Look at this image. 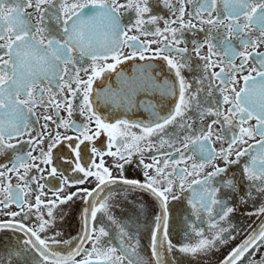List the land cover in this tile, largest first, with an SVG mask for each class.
I'll use <instances>...</instances> for the list:
<instances>
[{
  "label": "snow or ice",
  "instance_id": "6c2138e0",
  "mask_svg": "<svg viewBox=\"0 0 264 264\" xmlns=\"http://www.w3.org/2000/svg\"><path fill=\"white\" fill-rule=\"evenodd\" d=\"M27 8L33 11L26 14ZM122 10L132 14L126 21ZM185 30L203 32V42L193 41L191 50L181 47ZM132 32L160 39L141 40ZM154 44L158 46L153 48ZM262 45L264 0H0V156L4 157L0 206L19 208L7 213L10 219L0 221V233H11L7 240L0 236V264H123L125 259L128 264H144L135 259L139 239L134 234L140 231L143 207L125 223L112 213L118 197L127 199V193L147 195L159 205L148 229L151 259L146 264H203L240 234L230 219L237 204L251 203L256 208L249 215L264 217V52L258 51ZM205 47L207 54L201 55ZM125 48L131 51L126 53ZM193 54L200 73L195 87L183 74L192 70ZM157 59L164 62L159 69L151 63ZM126 61L134 62L133 69L118 70ZM110 74H115L114 84ZM97 80L103 83L94 90ZM168 103L172 107L166 108ZM37 107L52 109L56 119L44 115L45 123L34 128L39 121ZM140 109L149 113L147 122L123 118ZM162 111L167 114L161 115ZM192 111L199 113L197 123L206 116L214 118L206 127L194 128L187 115ZM74 112L84 117L83 124L71 119ZM215 125L228 139L227 147L219 151L214 142L224 137ZM154 136L165 151L153 152ZM189 143L197 145L200 155L199 162L191 163V172L188 166L181 167L192 159L184 151ZM21 144L31 150L20 154ZM149 153L151 162L146 163ZM160 156L167 157L163 166ZM105 157L112 163L107 164ZM169 165L171 172L166 170ZM208 166L212 170L205 173ZM132 167L143 179L125 175ZM33 170L36 174L29 175ZM192 175L202 176L187 185L192 216L201 223H205L202 214L208 219L205 227L188 225L183 239L173 242L169 202L181 198L186 191L184 177ZM89 180L95 187H81ZM32 185L34 203L26 200ZM46 187L52 199L43 198ZM65 187L76 191L62 195ZM74 198L86 205L80 210L82 238L61 256L54 246H68L71 240L57 230L62 228L60 221L66 222L60 206ZM98 213L116 226L118 246L101 243L109 231L95 226ZM30 217L38 227L28 223ZM86 242L91 249L84 247ZM261 248L264 220L248 227L221 264H264V255L256 258Z\"/></svg>",
  "mask_w": 264,
  "mask_h": 264
},
{
  "label": "flooded vegetation",
  "instance_id": "af4514ba",
  "mask_svg": "<svg viewBox=\"0 0 264 264\" xmlns=\"http://www.w3.org/2000/svg\"><path fill=\"white\" fill-rule=\"evenodd\" d=\"M121 2H123V0H121ZM193 9V5H188V11H192ZM33 9L32 8H27L25 9V13H29L32 12ZM122 17L125 19V21L127 20L128 16H131V13H124V11L122 10L121 12ZM161 15L164 14L163 11L160 12ZM169 19H174V17H168ZM185 19L187 20V16L185 17ZM33 23H35V19H33L32 21ZM193 23H195V21H193ZM176 25H173V27H175ZM150 29L152 28V26H147ZM161 28H163V24L161 23L160 25ZM197 27L199 28V25H197ZM205 31H207V27L205 26ZM179 35V32L177 33ZM130 35H140L139 33L136 32H132L130 33ZM203 37H204V33L203 32H195L193 33L192 30H185L183 33V43L180 45L181 47L187 46L189 47V49L191 50V48L193 47V41H199V42H203ZM140 39L141 40H152V39H160V37H153V36H143L140 35ZM158 45H152L153 48H156ZM251 50V49H249ZM124 51L130 52L131 50L128 48H125ZM207 47L203 48L201 51V55H205L207 54ZM258 51L260 52H264V45H262ZM178 58V57H177ZM179 59V58H178ZM224 59L226 60L227 58L224 57ZM237 64H239V58L236 59L235 61ZM139 63H146L145 61H140ZM151 63L154 64V66L159 69L161 66H164V62L162 60H153L151 61ZM191 66H192V70H188L185 69L184 70V76L185 78L193 83V86L195 87V80L196 78L199 76V69L196 67L197 64V58L195 57V55L193 54L192 59L190 61ZM199 63H203L202 61H200ZM252 66V62L250 61L249 63V67ZM134 67V62L133 61H126L124 64H122L120 66V68L118 70H123L125 72H130ZM165 70H166V66H165ZM216 71H219V68L215 69ZM227 70V69H226ZM247 74V73H245ZM169 78L171 77V74L169 73ZM81 76L83 77L84 74L81 73ZM106 77H109V74H105ZM86 78V77H84ZM65 79H67V76L65 77ZM110 82H112L114 84L115 82V74H110ZM103 81L101 80H97L96 84L93 85L94 90L97 88L98 85L102 84ZM53 91H56V89H53ZM218 94L213 91V97H216ZM23 99V97H21ZM59 98V97H57ZM169 100H171L172 98L169 97ZM166 108L172 107L171 103H168L165 105ZM227 107V106H225ZM36 116L39 117V121L38 124L34 125L35 127H39L40 125H43L45 123V121L43 120V116L44 115H52L53 119H56L55 113L53 112L52 109H45L44 107H37L35 110ZM120 111V110H118ZM166 111H162L161 115H166ZM104 115H107V112H104ZM188 116H191L192 119L189 120V123L193 124L194 128L197 127H206L210 121L214 118L211 116H206L203 119H200L197 122V118L199 116V113L197 112H189L187 114ZM61 116L65 117V119H67V115L64 112H61ZM123 118L126 119H130L133 121H139V120H144L145 122H147L150 119L149 113L144 111L143 109H140L139 111L136 112H132V111H128L124 114ZM33 119H36V117H34ZM73 121H75L78 124H83L84 121V117L81 116L78 112H74L72 118ZM252 124H255V121L253 120L251 122ZM172 127V126H170ZM214 129L217 133H219L222 137H224V139L222 141H215L214 142V147L217 151H219L221 148H226L227 144H228V139H227V135L225 133V130H223L221 128L220 125H215ZM49 130H51V125ZM59 131H61L62 133L65 132V130L63 128L59 129ZM132 132L137 133L138 135L140 134V130L137 128H132L131 129ZM67 134L69 135H73L74 133L71 130L67 131ZM36 132L33 131L32 132V136H35ZM230 135V133L228 134ZM23 140H27L28 136H24L22 137ZM103 139V138H102ZM257 140L259 139V137L256 138ZM153 140V152L156 151L157 148L160 149V151H165L166 148H161V146L156 143V137H152ZM249 143L251 144H255L256 141L255 140H250ZM20 148V154L26 153L28 151L31 150V146L26 145V144H21L18 146ZM246 147V146H245ZM186 155H190L192 157L191 160H189L187 162V165L181 164V167H185L188 166L189 171L191 172L192 169L190 167L191 163L193 161H197L199 162L200 160V155L199 152L197 150V145L196 144H192L189 143L188 147L186 149H184ZM34 155L38 154V149L36 152L33 153ZM57 154H54V158ZM152 155V153H149L147 156H145V162L146 163H150L151 160L148 158ZM4 157L0 156V160H3ZM167 159V157L165 156H160L159 160L161 163V166H163V161ZM106 163L107 164H111L112 163V158L111 157H105ZM241 160H247V157H242ZM57 163L59 161H56ZM97 162H99L97 160ZM234 168H238V166H233ZM167 171L171 172L172 171V166L169 165V167L166 169ZM211 167L208 166L205 168L204 172H208L211 171ZM35 170H33L32 172L29 173V175H34ZM117 173L113 172V175H116ZM237 174H239L237 172ZM45 175H47V173H45ZM125 175H131L134 178L137 179H143L142 175L140 174V171L138 168L136 167H132L129 169L128 172L125 173ZM202 176H196V175H192V176H185L184 177V183L186 186V191L184 192V194L181 196V198L179 200L176 201H171L169 202V220H168V225H169V236L170 238L173 240V242L177 241V240H182L184 237V230L186 227H188V225L192 224V223H198L200 224L201 227H205L206 222H207V216L206 214H202V219L205 221V223H201L200 221H196L194 219V217L192 216V210H191V206L188 204L187 200L190 196V191L187 190V185H189L191 183L192 180L194 179H201ZM13 183H18L17 181L13 180ZM41 183H44V181H41ZM51 183V182H50ZM81 187H87L89 189L95 187V181L94 180H89L88 183L82 185ZM112 187H116V186H112ZM33 191H31L27 196H26V200L30 203H34L35 201V196H36V191H35V185H32ZM46 196L43 197L44 199H52L53 198V193L51 191H49V189L46 187L44 189ZM76 191V187H65L62 195L63 194H69L72 192ZM121 197L123 195H125L124 193L120 194ZM127 199H122L120 197H118V202L115 203L112 207V213L113 215L116 217V219L122 223L125 222H129L128 218L129 217H134L136 216L137 212H139L141 206L143 207V212L140 214L139 216V224H140V231L138 233H134L138 239H139V246L137 247V251H136V255H135V259L141 262H144V264H146L147 261H149L151 259L150 256V252H149V248H148V229L149 227H151L152 225V219H153V215H154V211L156 213H158L159 211V205L154 203V198H151L147 195H141L138 193H127ZM3 197H0V199H2ZM261 203H264V201H262ZM86 205L77 198H74L73 201L69 202L68 205H61L60 208H62L64 210V220H66V222L64 221H60L59 223L62 224V228H58V231H62L63 233V239L66 240H71V244H69L68 246H65L63 244L54 246L53 251L56 252L58 255H67L68 252L74 248L77 245V238H82L81 237V227H82V217H81V209L83 207H85ZM236 207L238 208V211H236L235 213H233L232 217H230L232 223L236 226H238L237 231L240 233L239 235H237V238L233 241H231L229 244L227 245H221L220 248L218 250L215 251L214 254L210 255V257L208 259H205L203 261V264H221L222 260L224 259V257L227 256V254L231 251L232 248H234L238 243L241 242V239L243 238V235L245 234V232L247 231L248 227L251 226L253 228H255L256 226H258L262 220H264V217H258V216H251L249 215V212L255 211L256 206H254L251 203H248L246 205H240L237 204ZM43 211V209H41ZM13 211H19V208L15 205V204H11L9 207L4 208L2 206H0V221L3 220H7L10 219V217L7 215V213L9 212H13ZM17 220H20V217L16 218ZM28 223H30L32 226L34 227H38V223L37 220L35 219V217H30ZM97 228L104 226L106 228V230L109 231V235L106 237H102L101 238V243L104 245H115L118 246L119 244V237H118V230L116 228L115 225H112L110 221L107 220V216L105 214H101L98 213L97 215V222L95 225ZM129 232L130 234L132 233L131 228H129ZM9 235H11V233H0V236L3 237L4 240H7ZM42 236V238L45 236V233H41L40 234ZM48 235H51V230L48 231ZM85 248L91 249L92 245L90 242H86L84 244ZM119 254V253H118ZM261 255H264V248H261L259 250V252L256 254V258L259 259V257ZM83 258V254H81V256H77L76 259H82ZM123 264H128V260L125 259L123 261Z\"/></svg>",
  "mask_w": 264,
  "mask_h": 264
}]
</instances>
